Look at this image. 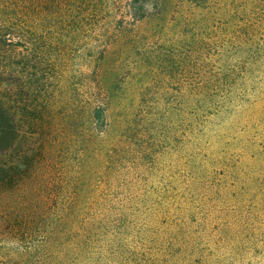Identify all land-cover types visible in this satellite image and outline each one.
Wrapping results in <instances>:
<instances>
[{"label":"rangeland","instance_id":"374dc122","mask_svg":"<svg viewBox=\"0 0 264 264\" xmlns=\"http://www.w3.org/2000/svg\"><path fill=\"white\" fill-rule=\"evenodd\" d=\"M199 1L14 39L16 69L30 53L29 76L48 73L61 189L96 227L90 264H264V0Z\"/></svg>","mask_w":264,"mask_h":264},{"label":"trees","instance_id":"16d2710c","mask_svg":"<svg viewBox=\"0 0 264 264\" xmlns=\"http://www.w3.org/2000/svg\"><path fill=\"white\" fill-rule=\"evenodd\" d=\"M170 1L0 0V240L10 246L0 264H90L96 231L91 216L79 213L76 199L64 196L61 189L66 167L58 157L61 136L48 127L53 123L44 103L48 73L41 70L29 76L30 53L23 57V71H18L12 58L14 39L35 35L34 24L91 21L96 25L109 20L113 12L125 29L127 18L165 16ZM181 1L172 3L179 9ZM203 2L207 1H199ZM24 48L29 50V43ZM233 74L224 75L230 79ZM34 76L39 81L35 89L30 81ZM221 88H207L200 94L207 96ZM37 98H42V105L33 104ZM93 118L94 132H104L106 103L95 107Z\"/></svg>","mask_w":264,"mask_h":264}]
</instances>
